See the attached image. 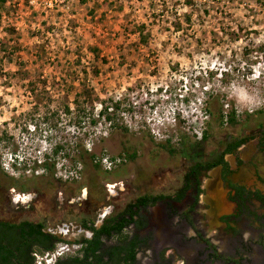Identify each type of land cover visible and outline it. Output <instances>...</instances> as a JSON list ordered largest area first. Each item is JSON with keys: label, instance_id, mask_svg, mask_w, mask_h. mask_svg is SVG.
Masks as SVG:
<instances>
[{"label": "rangeland", "instance_id": "obj_1", "mask_svg": "<svg viewBox=\"0 0 264 264\" xmlns=\"http://www.w3.org/2000/svg\"><path fill=\"white\" fill-rule=\"evenodd\" d=\"M214 100L226 115L237 112L239 127L210 126L208 102ZM261 110L264 0H6L0 5L1 166L25 183L43 175L40 166L49 159L59 181L36 185L38 190L31 184L27 193L12 189L4 209L19 220L45 223L67 241L90 237L81 227L84 219L121 213L143 196H173L190 169L210 161L227 137L251 138L239 153L255 152L264 127L250 116ZM205 131L209 140L197 154L189 153ZM82 148L97 155V175L81 174ZM126 149L135 160L126 157ZM106 160L115 162L111 171ZM91 193L102 199V208L87 202ZM200 202L202 213L209 214V202ZM170 204L182 214L192 200L160 201L142 212L149 230L141 235H150L152 244L166 246L162 237ZM181 223L176 219L173 225ZM128 233L138 232L132 227ZM158 249L142 252L140 264H154ZM166 251L182 261L173 248ZM52 259L46 255L38 262Z\"/></svg>", "mask_w": 264, "mask_h": 264}, {"label": "trees", "instance_id": "obj_2", "mask_svg": "<svg viewBox=\"0 0 264 264\" xmlns=\"http://www.w3.org/2000/svg\"><path fill=\"white\" fill-rule=\"evenodd\" d=\"M6 0H0V5L4 4ZM208 102L207 113L213 118V125L215 129L224 128L226 126L237 128L240 122L237 119V112L232 111L226 115L223 110V105L217 100ZM107 109L101 112L104 116ZM254 121L260 123L264 127V110L257 112L254 116H250ZM112 121L111 118H108ZM216 124V125H215ZM126 132L128 130H125ZM208 131L204 132L203 140L188 147L189 153H196L203 148L205 142L209 140ZM233 142H229V138L222 142L221 145L229 147L226 153H236L239 149L247 144L251 138H235ZM60 148H55L54 153L57 154ZM197 151V152H196ZM126 157L133 161L137 155L129 154L126 149ZM174 154L175 151H170ZM217 156V153L212 155L210 162L195 164L191 170L192 174L187 175V183L177 194V201L183 200L185 193L190 189L189 182L193 173H200L201 169H211L217 165L225 163V154ZM78 164L82 166L81 174L86 172H93L95 175L101 169V163L97 162V155L82 148L78 154ZM44 169V174L41 176H33L25 183H21L14 177L6 174L1 166L0 159V212L3 216L0 218V264H38L39 258L46 255H56L61 246H68L70 249L67 252L59 255L53 264H139L138 253L142 248L149 246L150 237L143 238L138 233H128L132 227L136 231H142L147 227L146 217L141 213L143 209L153 206L160 201L165 200L164 197L145 196L135 203L130 204L123 212L118 214H111L105 218L98 217L94 219H84L81 221L82 229L91 233V237L83 236L75 242L67 241L63 236H59L47 230L45 223L33 222L29 220H19L15 216L11 217L6 212V204L10 203V197L7 195L12 189L20 193H27L32 187L46 184L48 186L55 185V164H52L49 159L45 160L40 166ZM110 174L111 172H107ZM59 182V181H57ZM37 185V186H36ZM91 197L87 202H91L99 209L102 199L97 195L91 193ZM94 195L97 198H94ZM170 198V197H169ZM97 208V209H98ZM98 209V210H99ZM101 221L99 224L98 222ZM73 247V249H72ZM44 264V263H43ZM158 264H168L165 261Z\"/></svg>", "mask_w": 264, "mask_h": 264}, {"label": "flooded vegetation", "instance_id": "obj_3", "mask_svg": "<svg viewBox=\"0 0 264 264\" xmlns=\"http://www.w3.org/2000/svg\"><path fill=\"white\" fill-rule=\"evenodd\" d=\"M233 141L230 137L229 142ZM221 148L217 156L229 149L227 145ZM224 158V164L209 170L203 164L205 169H201L199 174L193 173L189 182L190 189L183 198L192 200L190 209L180 214L169 205L170 224L163 229L162 237L166 246L156 244L157 240L152 244L151 237L149 246L138 253L139 264L142 252L152 250L153 247L158 249L159 246L161 248L157 250L154 264L163 261L168 264H264V141L253 153H226ZM188 174H192L191 169ZM186 183L187 178L184 186ZM177 194L147 196L181 202L176 200ZM204 198L209 202L210 213L207 215L200 210V199ZM232 205L235 207L232 208ZM258 205L262 209L256 210L255 206ZM176 219H182V223L174 227ZM147 230L149 225L137 232L146 238L150 235L144 237L141 233ZM167 248L177 251L176 254L180 256H176L177 260L181 258L182 261L166 256Z\"/></svg>", "mask_w": 264, "mask_h": 264}, {"label": "built area", "instance_id": "obj_4", "mask_svg": "<svg viewBox=\"0 0 264 264\" xmlns=\"http://www.w3.org/2000/svg\"><path fill=\"white\" fill-rule=\"evenodd\" d=\"M119 163H121V160H119ZM105 164L108 165L109 170L111 171L112 170V166L115 165V162L110 161V160H106ZM67 250H68V246L64 247V249H62V250L59 249V251H58V253L56 255H52V256L47 255L48 257H53V259L51 260V262L49 264H53L55 262V260L57 259V257L59 255L63 254L64 252H67ZM38 264H43V263L39 262Z\"/></svg>", "mask_w": 264, "mask_h": 264}, {"label": "bare ground", "instance_id": "obj_5", "mask_svg": "<svg viewBox=\"0 0 264 264\" xmlns=\"http://www.w3.org/2000/svg\"><path fill=\"white\" fill-rule=\"evenodd\" d=\"M19 198L23 199V197H21V196H20ZM25 200H28V199H25ZM25 200H24V201H25Z\"/></svg>", "mask_w": 264, "mask_h": 264}, {"label": "water", "instance_id": "obj_6", "mask_svg": "<svg viewBox=\"0 0 264 264\" xmlns=\"http://www.w3.org/2000/svg\"><path fill=\"white\" fill-rule=\"evenodd\" d=\"M92 234L90 233V236H91Z\"/></svg>", "mask_w": 264, "mask_h": 264}]
</instances>
